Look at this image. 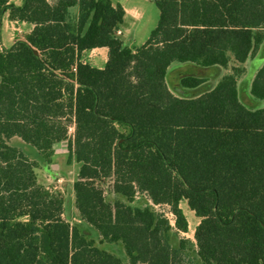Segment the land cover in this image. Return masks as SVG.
<instances>
[{
	"label": "trees",
	"instance_id": "1",
	"mask_svg": "<svg viewBox=\"0 0 264 264\" xmlns=\"http://www.w3.org/2000/svg\"><path fill=\"white\" fill-rule=\"evenodd\" d=\"M10 1L0 23L33 29L0 47V264H264V66L249 87L259 107L238 90L264 46V0H153L157 26L134 50L111 0ZM99 49L102 70L84 61ZM175 65L224 74L206 92L207 79H181L191 98L167 82ZM70 125L67 204L34 185ZM137 195L169 206L183 234L186 202L194 258Z\"/></svg>",
	"mask_w": 264,
	"mask_h": 264
},
{
	"label": "rangeland",
	"instance_id": "2",
	"mask_svg": "<svg viewBox=\"0 0 264 264\" xmlns=\"http://www.w3.org/2000/svg\"><path fill=\"white\" fill-rule=\"evenodd\" d=\"M113 6H121L124 10L125 17L122 24V33H116V36L123 42V45L127 48L134 50L138 47L143 46L149 38L150 33L155 29L159 20L158 10L153 2V0H111ZM73 17V16H72ZM3 20V17H2ZM1 20L0 23V43L1 46L8 50L13 46L14 39H21L22 35H18L19 28L14 27L8 22L7 19ZM264 48L261 51V55L254 60V62L248 63L247 67L249 70L250 65L251 69H254L260 62L263 60ZM107 60V50L99 49L94 54L87 53L84 56V61L88 63L95 69L102 70L105 67ZM224 72L221 69H200L191 65H175L171 67V70L167 75V82L171 87H175L174 91L178 92L179 95L186 94L189 97H196L199 91H185L179 86V81L185 76H197L199 78H205L207 81H210L212 77L218 81L222 78ZM247 76V74L245 75ZM239 80L238 90L240 102L249 109H255L259 107L260 103L254 101L249 96L248 91V79L244 81ZM242 81V82H241ZM215 84V83H213ZM211 83V86H213ZM206 87L205 92L208 91ZM121 133L126 134L128 131L125 128H119ZM73 134V128L71 125L67 131V134L64 136L63 143H59L53 146V155L51 157L50 163L45 169H36V185L35 189H41L44 192V195L48 197H53L60 199L67 204L71 201V186L73 182L77 179L79 172V165L76 164L73 160L69 163V153H68V138ZM67 141V142H66ZM110 186H106V189H109ZM106 200L112 202L116 200V196L112 194L109 190L106 192ZM72 202V201H71ZM135 207L142 209H149L150 207L147 200L143 197H139L135 201ZM180 210L183 213V216L187 222V234L181 236L175 228L170 226L169 236V245L173 249H177L180 241L185 243V250L189 255L190 259L194 258L195 252V242L193 235L195 229L199 223V220L195 215L188 209L185 201H182L179 205ZM185 251V253H186ZM192 264H200L198 261H193Z\"/></svg>",
	"mask_w": 264,
	"mask_h": 264
},
{
	"label": "crops",
	"instance_id": "3",
	"mask_svg": "<svg viewBox=\"0 0 264 264\" xmlns=\"http://www.w3.org/2000/svg\"><path fill=\"white\" fill-rule=\"evenodd\" d=\"M22 3H23V0H11L10 1V4L11 5H13V6H15V7H21L22 6ZM124 17H125V15H124ZM4 19H7V13H4L3 14V20ZM124 19V18H123ZM2 20V21H3ZM8 20V19H7ZM9 22V21H8ZM10 24H12L14 27H15V25L13 24V23H11V22H9ZM123 24V23H122ZM122 24L118 27L119 28V30H118V32H120V34L122 33V30H121V28H122ZM19 28V30H18V35L20 36V35H25V34H28V33H30L31 31H32V29H33V27L32 26H30V25H28V24H24V23H22V24H18L17 26H16V28ZM14 41H15V39H14ZM13 41V42H14ZM4 49V48H3ZM97 50H94V51H92V52H90L91 54H94V52H96ZM61 143H63V142H61ZM139 197H143L142 195L140 196V195H137V197L135 198V201L136 200H138V198ZM144 198V197H143ZM136 203L134 202V205H135ZM199 220V219H198ZM199 224V223H198ZM198 226V225H197ZM177 233H179L181 236H183L184 237V235L185 234H183V233H180V232H177Z\"/></svg>",
	"mask_w": 264,
	"mask_h": 264
},
{
	"label": "flooded vegetation",
	"instance_id": "4",
	"mask_svg": "<svg viewBox=\"0 0 264 264\" xmlns=\"http://www.w3.org/2000/svg\"><path fill=\"white\" fill-rule=\"evenodd\" d=\"M263 48H264V46L262 47V50H263ZM262 50H260V54L259 55H261V51ZM254 62V61H253ZM251 64H252V62H251ZM264 66V53H263V60L260 62V64H258L254 69H251V65H250V68H249V70H247L248 69V67L246 66V70L247 71H245L246 73L244 74V75H242L241 77H242V81H244L245 79H248V91L250 90V84H251V82H252V80L254 79V77L256 76V74L258 73V71L260 70V69H262V67ZM247 74V76H245ZM186 77V76H185ZM183 79V78H182ZM241 81V82H242ZM217 81L215 80V78L214 77H212V79L210 80V81H208L207 82V84H205V85H203L202 87H201V89H203V90H205V88L206 87H210L211 86V83L213 84V83H216ZM214 85V84H213ZM183 89V88H182ZM183 90H185V89H183ZM185 91H187V90H185ZM250 92V91H249ZM249 96H250V98L251 99H253L254 101H256V102H258L256 99H254L252 96H251V94L249 93Z\"/></svg>",
	"mask_w": 264,
	"mask_h": 264
},
{
	"label": "built area",
	"instance_id": "5",
	"mask_svg": "<svg viewBox=\"0 0 264 264\" xmlns=\"http://www.w3.org/2000/svg\"><path fill=\"white\" fill-rule=\"evenodd\" d=\"M0 47H1V49H3L2 46H0ZM143 197L145 200L148 201L150 207L152 208V210H154L155 214L166 219L167 222L169 223V225L172 226V228H175V217L172 214L169 206H167V205H153L147 196L143 195Z\"/></svg>",
	"mask_w": 264,
	"mask_h": 264
},
{
	"label": "bare ground",
	"instance_id": "6",
	"mask_svg": "<svg viewBox=\"0 0 264 264\" xmlns=\"http://www.w3.org/2000/svg\"><path fill=\"white\" fill-rule=\"evenodd\" d=\"M69 88H73V79H70L69 81Z\"/></svg>",
	"mask_w": 264,
	"mask_h": 264
}]
</instances>
